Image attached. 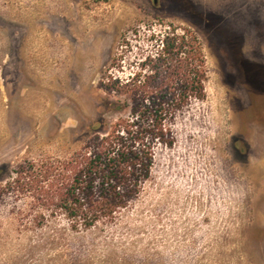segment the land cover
<instances>
[{
  "label": "rangeland",
  "instance_id": "obj_1",
  "mask_svg": "<svg viewBox=\"0 0 264 264\" xmlns=\"http://www.w3.org/2000/svg\"><path fill=\"white\" fill-rule=\"evenodd\" d=\"M170 24L203 42L206 98L115 222H43L19 164L69 154L101 117L107 130L121 113L101 76H127ZM0 264H264V0H0Z\"/></svg>",
  "mask_w": 264,
  "mask_h": 264
},
{
  "label": "trees",
  "instance_id": "obj_2",
  "mask_svg": "<svg viewBox=\"0 0 264 264\" xmlns=\"http://www.w3.org/2000/svg\"><path fill=\"white\" fill-rule=\"evenodd\" d=\"M148 40L127 76L111 69L101 76L106 109L121 113L107 130L101 117L69 154L19 164L13 181L29 184L51 210L39 216L43 222L64 217L74 231L115 222L144 192L158 150L174 146L179 113L206 98L209 68L198 34L170 24L151 30ZM123 62L121 54L111 65L123 69Z\"/></svg>",
  "mask_w": 264,
  "mask_h": 264
}]
</instances>
